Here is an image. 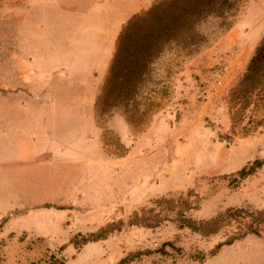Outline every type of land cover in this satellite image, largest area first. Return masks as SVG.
Segmentation results:
<instances>
[{"label":"rangeland","instance_id":"rangeland-1","mask_svg":"<svg viewBox=\"0 0 264 264\" xmlns=\"http://www.w3.org/2000/svg\"><path fill=\"white\" fill-rule=\"evenodd\" d=\"M139 3L0 0V264H264V235L213 253L232 226L211 236L180 226L181 213L264 210V111L232 118L227 100L264 35V0H245L198 54L157 60L148 123L133 130L95 103L99 57ZM256 160L253 174L232 177ZM150 209L157 225L131 224Z\"/></svg>","mask_w":264,"mask_h":264},{"label":"trees","instance_id":"trees-1","mask_svg":"<svg viewBox=\"0 0 264 264\" xmlns=\"http://www.w3.org/2000/svg\"><path fill=\"white\" fill-rule=\"evenodd\" d=\"M244 2L245 0H157L146 10L130 17L119 33L106 80L95 103L98 114L107 115L120 110L133 130L145 126L151 102L144 101L143 91L155 62L167 53H173L179 58L198 54L213 37L233 28ZM227 100L231 104L232 118H244L248 113L251 118H258V114L264 111V35L243 75L229 90ZM262 164V161L256 160L232 177L244 179ZM160 201L174 203L175 200L162 198ZM178 202L181 209L187 205L183 198ZM153 214V209L143 213L136 212L131 218V224L153 227L159 223ZM180 219L181 227H188L202 236L218 234L228 226L233 227L227 240L219 244L213 253L250 234L264 235V210L250 211L230 207L210 219L195 220L183 213L180 214ZM119 223L123 224V221ZM118 225L111 223L103 226L85 237L84 243L105 238L117 230L114 227ZM52 259L54 262L51 264H63L62 260H57L54 256ZM127 261L128 258H124L120 264Z\"/></svg>","mask_w":264,"mask_h":264},{"label":"crops","instance_id":"crops-1","mask_svg":"<svg viewBox=\"0 0 264 264\" xmlns=\"http://www.w3.org/2000/svg\"><path fill=\"white\" fill-rule=\"evenodd\" d=\"M137 1H139L140 3H139V5H138V7L139 8H137V10L138 11H136V12H134V13H132V15L130 16V17H132L134 14H136V13H139V12H142V11H144V10H146L148 7H150L155 1H157V0H137ZM117 39H118V36H116L115 38H114V42H113V46H114V44H116L115 42L117 41ZM111 47V44H110V42H109V51H108V53H107V55L105 54V53H102L101 55H100V57H99V59H100V61L99 62H97V65L99 64V63H101L102 64V73H101V75H100V77L97 79V82H99L100 80H102L101 81V90H102V88H103V85H104V82H105V80H106V76H107V74H108V70H109V66H110V63H111V59H112V57H113V49L114 48H110ZM256 48V47H255ZM253 54V53H252ZM107 58L108 60H107V62L106 63H103L102 61H101V59H103V58ZM97 65H95L93 68H92V70H91V75H95V71H94V69H95V67H97ZM70 74V73H69ZM68 74V75H69ZM90 76V75H89ZM88 82H86V84H85V86H83V85H81V83H78V84H76L77 85V89L79 90H83V89H86V86L87 85H89V84H87ZM89 87V86H88ZM92 102H93V100H92ZM92 102H91V104H92ZM94 104V103H93ZM202 111V110H201ZM202 113V112H201Z\"/></svg>","mask_w":264,"mask_h":264}]
</instances>
